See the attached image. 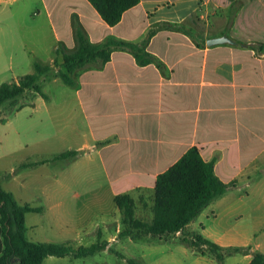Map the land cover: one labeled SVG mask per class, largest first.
I'll return each mask as SVG.
<instances>
[{
	"label": "crops",
	"instance_id": "0c3cea01",
	"mask_svg": "<svg viewBox=\"0 0 264 264\" xmlns=\"http://www.w3.org/2000/svg\"><path fill=\"white\" fill-rule=\"evenodd\" d=\"M41 3L49 17L53 39L43 44L49 61L36 63L55 67L56 58L62 61L58 50L76 48L78 28L92 43L112 37L137 44L153 57L152 62L142 65L131 49H115L107 63H92L81 70L76 85H68L71 95L58 104V113H67L73 122V134L80 135L75 144L64 145L62 152L75 150L77 155L58 160L63 165L83 160L84 165L93 168V174L98 169L97 176L106 180V189L92 190L85 196L86 201L99 206L106 200L114 202L121 193L143 189L136 193L138 216L150 219L151 194L159 174L193 146L205 161L216 158V175L225 183L236 181L232 188L241 181L249 184L254 171H264V0H140L114 26L108 25L88 0L51 3L41 0ZM234 3H239L237 11H230ZM220 36H228L233 43L208 44L209 39ZM23 61L20 59L17 65ZM15 64L16 58L10 56L11 67ZM57 70L55 67L54 73ZM51 78L59 77L47 79ZM36 96L27 103L33 106V111L40 103L46 105ZM45 100L50 102L48 95ZM50 161L52 158L42 150L31 149L19 168L25 170L26 177L28 171L43 169ZM25 162L34 165L22 167ZM72 180L79 185V179H66L62 175L54 180L52 189L43 191L52 203L47 208L42 206L41 213L58 215L55 208L62 207L64 199H81V193H71ZM85 182L98 184L93 176ZM230 189L189 223L185 232L123 239L182 241L186 233L197 232L220 243L204 222L210 220V214L216 217V209L225 204ZM7 191L15 196L12 189ZM120 220L116 206L113 217L102 221L101 227L94 222L90 229L74 230L66 220L63 229L76 234L73 240L82 233H95L98 241H107L110 246L121 240ZM104 227L114 231L108 239H103ZM28 231L27 227V236ZM244 242L249 244L251 239ZM243 248L248 264L255 250L264 248V235L254 249ZM193 251L201 258L213 256Z\"/></svg>",
	"mask_w": 264,
	"mask_h": 264
},
{
	"label": "rangeland",
	"instance_id": "374dc122",
	"mask_svg": "<svg viewBox=\"0 0 264 264\" xmlns=\"http://www.w3.org/2000/svg\"><path fill=\"white\" fill-rule=\"evenodd\" d=\"M48 21L49 17L41 0H0V85L35 72L36 61H49V54L43 46L45 41L53 39ZM10 56L16 58L15 67L10 65ZM20 59L24 61L18 66L17 61ZM40 85L50 102L47 103L41 95L36 97L44 100L46 105L40 103L33 111V106L26 104L21 111L14 113L10 112L14 107L7 103L0 106V184L5 190L12 189L21 203L29 202L47 208L52 202L45 197L43 191L52 189L57 177L61 178L63 175L66 179H79V185L72 180L69 187L71 193L75 191L82 194L80 200L68 195L69 198L64 199L62 207L55 208L59 211L58 215L52 212L27 215L28 237L34 242L71 241L70 244L74 247L90 246L98 241L97 234L82 233L78 239L73 240L76 234L63 229L66 220L74 230L90 229L94 222H98L101 227L102 221L113 217L116 205L112 200L101 202L99 206L85 200V196L92 193V190L106 189L104 177L97 176L100 173L98 169L93 174V168L84 165L83 160L63 165L62 161L55 159L65 150L64 145H73L80 137L78 133L73 134V122L68 114L57 111L60 107L58 104L64 97L71 95L72 89L60 78L41 79ZM33 100V93H29L19 99L17 106ZM63 107L67 109V106ZM31 149L42 150L52 161L43 169L28 171L30 173L25 177V170L19 166ZM14 175H17L16 179ZM92 176L98 180L96 186L85 182V179ZM247 183L249 184L241 181L236 188L230 189L225 204L216 209V217L210 214V220L204 222L212 237L222 241L217 243L211 240L226 252L222 263L217 259L213 261V256L198 257L191 247L178 239L158 238L152 242L143 239H117L118 241L112 242V245L95 255L77 259L70 256H48L43 264H128L129 258L136 259L140 264H246L248 259L244 257L243 247L246 250L254 249L264 235V171H254ZM65 210L69 214H65ZM103 230V239H108L114 233L106 227ZM248 238L251 242L244 244ZM235 249L238 251L235 252ZM255 251L264 254V248ZM117 252L124 254L126 260ZM198 258L202 260L200 263Z\"/></svg>",
	"mask_w": 264,
	"mask_h": 264
},
{
	"label": "trees",
	"instance_id": "16d2710c",
	"mask_svg": "<svg viewBox=\"0 0 264 264\" xmlns=\"http://www.w3.org/2000/svg\"><path fill=\"white\" fill-rule=\"evenodd\" d=\"M98 11L102 19L110 26L118 24L124 13L136 6L140 0H88ZM239 3H234L230 11L236 10ZM233 17L230 18L229 26ZM77 46L72 51H59L52 65L35 64V72L19 77L13 82H4L0 85V106L3 104L14 107L10 112H17L27 103L17 106L20 98L29 93L33 96L41 95L47 98L43 92L40 80L57 76L69 85H76L78 73L90 64H105L112 56V52L118 48H128L134 51L139 64L152 62L153 57L144 51L139 45L108 38L101 43H92L87 40L81 29L76 30ZM3 121V120H1ZM77 151L71 150L55 157L68 158L77 155ZM216 158L205 161L199 149L193 146L170 168L159 174L155 188L151 194V218L138 216V202L136 193L143 191L121 193L114 198L115 205L121 215V231L118 239L126 237L136 238L140 235L163 237L185 232L186 227L200 213L223 196L230 188L236 185L223 182L215 173ZM34 163L25 162L21 166L27 167ZM147 205V201L143 200ZM42 206H34L30 203H20L12 192L2 188L0 184V264H43L48 256L72 258H86L105 250L107 241H97L90 246L74 247L69 242L51 243L34 242L27 236L26 216L29 213H41ZM182 241L193 248L199 254H212L223 262L226 256L224 249L205 238L202 234L188 232ZM235 252L238 249L234 250ZM118 253V252H117ZM126 259L124 254L118 253ZM128 264H140L137 260L129 258ZM248 264H264V254L255 253Z\"/></svg>",
	"mask_w": 264,
	"mask_h": 264
},
{
	"label": "water",
	"instance_id": "95a60500",
	"mask_svg": "<svg viewBox=\"0 0 264 264\" xmlns=\"http://www.w3.org/2000/svg\"><path fill=\"white\" fill-rule=\"evenodd\" d=\"M220 43H233V40L229 38L228 36H220L216 38H211L208 40V44H220Z\"/></svg>",
	"mask_w": 264,
	"mask_h": 264
}]
</instances>
